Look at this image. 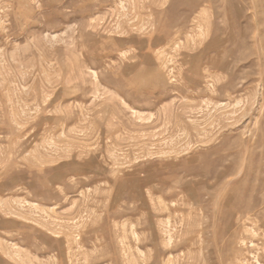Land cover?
<instances>
[{
  "label": "rangeland",
  "instance_id": "1",
  "mask_svg": "<svg viewBox=\"0 0 264 264\" xmlns=\"http://www.w3.org/2000/svg\"><path fill=\"white\" fill-rule=\"evenodd\" d=\"M0 264H264V0H0Z\"/></svg>",
  "mask_w": 264,
  "mask_h": 264
},
{
  "label": "bare ground",
  "instance_id": "2",
  "mask_svg": "<svg viewBox=\"0 0 264 264\" xmlns=\"http://www.w3.org/2000/svg\"><path fill=\"white\" fill-rule=\"evenodd\" d=\"M138 8V7H137ZM185 8V7H184ZM183 10V9H182ZM201 24V23H200ZM180 26V25H179ZM177 30H175V32H176ZM170 32H171V30H170ZM169 33V32H168ZM165 43V42H164ZM223 179V178H222ZM245 181V180H244ZM220 183V182H219ZM222 184V183H221ZM226 197V196H225ZM233 198V197H232ZM232 200V199H231ZM235 202V201H234ZM246 204V203H245ZM247 207V206H246Z\"/></svg>",
  "mask_w": 264,
  "mask_h": 264
}]
</instances>
